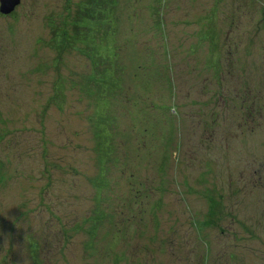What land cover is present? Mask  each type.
<instances>
[{
    "label": "rangeland",
    "instance_id": "obj_1",
    "mask_svg": "<svg viewBox=\"0 0 264 264\" xmlns=\"http://www.w3.org/2000/svg\"><path fill=\"white\" fill-rule=\"evenodd\" d=\"M82 1L0 12V264H264V0H118L123 88L101 101L54 43Z\"/></svg>",
    "mask_w": 264,
    "mask_h": 264
},
{
    "label": "trees",
    "instance_id": "obj_2",
    "mask_svg": "<svg viewBox=\"0 0 264 264\" xmlns=\"http://www.w3.org/2000/svg\"><path fill=\"white\" fill-rule=\"evenodd\" d=\"M118 4V0H83L81 4L78 5L77 19L75 21L70 20L72 14H70L68 10L67 19L63 21V25L60 27L56 25V27H54V43L58 44V42H62L65 44V46L63 45V50L68 49L66 48L67 46L69 48H73V51L76 53H82L89 58L91 71L87 75L85 85H83L84 91L82 92L83 87L80 89L82 97L84 94H92L93 92H96L94 94V98L99 97L98 100L100 101L102 98H104V100H110L111 97L109 98V95L117 96L118 92L123 88L121 78L123 77L122 72L124 69L122 65L119 63L117 64V57L120 48L115 40V36L117 34L115 28H117L116 25L121 22V20L117 17V11L119 10L117 7ZM69 23L76 28L74 31V33L76 32L75 37L70 36V34L64 30V24L68 25ZM60 65L61 67L63 66V56L60 60L58 59L55 63H53L54 67H59ZM138 69H141V67H137V70ZM67 81L68 80L66 78L59 77L56 88L58 89L60 86L61 88H64ZM105 102L106 101L102 102L101 108H99L96 112L97 116L95 118L96 121L94 125L95 138H100V140L104 139L105 129L107 127H111L112 125L107 121L110 117L108 116V110L104 108ZM164 106L165 105L159 107V109L164 110ZM155 109H158V106H155ZM111 137V141L113 143L115 134ZM112 149L113 146L109 148L110 151ZM101 155L105 156L106 152L105 154L102 152ZM115 163L116 161L113 165H117ZM163 165L164 169H162V173L167 168L165 164ZM161 176L162 178L159 184L162 186L164 185L165 188L167 185L165 181H163L164 175L161 174ZM165 180L167 181V177H165ZM144 187L145 185H143V188ZM134 193L136 197L135 200L137 201L139 199L138 195L141 194V190L134 188ZM99 204L100 205L95 206L89 218V222L95 235L99 234L100 230L103 229V227L100 226H109V224H114L115 220H117L116 213L110 212V206L104 207V203L102 202ZM77 226L78 224L74 226L76 230L81 228H77ZM117 227L118 226H116L115 234L112 236V239L116 243L120 242V239L122 238L120 232L117 231ZM90 239L93 240L94 237ZM90 246L91 242L88 244L87 248ZM113 257L116 262L120 260V257L118 256Z\"/></svg>",
    "mask_w": 264,
    "mask_h": 264
},
{
    "label": "water",
    "instance_id": "obj_3",
    "mask_svg": "<svg viewBox=\"0 0 264 264\" xmlns=\"http://www.w3.org/2000/svg\"><path fill=\"white\" fill-rule=\"evenodd\" d=\"M21 0H0V12L4 15L12 14L20 5Z\"/></svg>",
    "mask_w": 264,
    "mask_h": 264
}]
</instances>
